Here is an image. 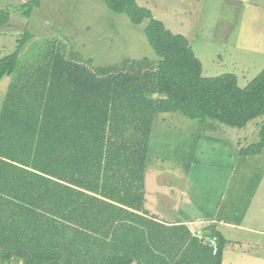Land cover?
<instances>
[{"label":"trees","instance_id":"1","mask_svg":"<svg viewBox=\"0 0 264 264\" xmlns=\"http://www.w3.org/2000/svg\"><path fill=\"white\" fill-rule=\"evenodd\" d=\"M98 1L134 25L148 21L144 35L158 61L89 69L90 61L52 54L18 72L0 112V264H222L225 242L213 226L195 237L147 217L152 126L166 113L235 129L263 118L258 142L239 150L259 154L264 69L243 88L233 74L204 77L188 39L149 9ZM39 6L32 0L21 10L28 17ZM6 20L1 12L0 25ZM18 56L19 49L0 60V80L15 72ZM209 237L218 240L216 255L204 244Z\"/></svg>","mask_w":264,"mask_h":264},{"label":"rangeland","instance_id":"2","mask_svg":"<svg viewBox=\"0 0 264 264\" xmlns=\"http://www.w3.org/2000/svg\"><path fill=\"white\" fill-rule=\"evenodd\" d=\"M29 1L32 0H0V13L7 15L6 22L0 25V60L19 49L15 72L0 80V112L9 86L14 83L18 72L31 66H43L49 62L52 54L74 63L90 61L89 69L141 59L158 61L144 35L148 21L134 25L126 15L111 12L98 0H39L40 6L33 8L30 15L25 17L21 6ZM136 2L149 9L152 16L169 31L188 39L195 57L201 63L202 76L233 74L238 86L243 88L264 69V0ZM25 33L29 38L20 42ZM216 126L213 129V124H208L209 129L213 130L206 136H217L225 144L233 146L232 142L238 137L237 130L223 124ZM204 128L206 126L202 127L197 121L180 114H171L164 121L162 118L157 121L152 128L146 162L145 187L148 197L152 198L157 192L158 195L164 194V199L168 188L178 195L181 189L187 187L189 168L186 161L196 145L197 132L201 135L198 157L200 153L203 157L200 161L208 159L207 155L218 156L220 152L218 148L212 149L210 138H206L202 132ZM251 138L249 145L259 140L257 133ZM212 169L200 166L193 176V191L198 200L211 199L212 187L217 189V176ZM177 175L182 176L181 180H175ZM259 210L264 211V180L251 206L250 222L247 224L255 230L262 228V223L257 220L259 216H253ZM198 226L197 223L191 225L193 233L198 231L195 230ZM245 235L248 237L244 238L241 234V242L249 245L256 242L253 239H260L259 235ZM241 249L250 253L261 250L259 246ZM228 256L236 257L232 250H229Z\"/></svg>","mask_w":264,"mask_h":264},{"label":"crops","instance_id":"3","mask_svg":"<svg viewBox=\"0 0 264 264\" xmlns=\"http://www.w3.org/2000/svg\"><path fill=\"white\" fill-rule=\"evenodd\" d=\"M171 114H158L154 119L152 128L160 118L164 121L165 117ZM262 121L263 118H258L248 123L246 127L242 129H235L238 132L236 133L238 137L236 141L234 140L232 142V144L234 143L233 146L225 144V142L217 136H206V134L211 132L210 130L216 128V124L219 123L207 122L202 125V127L206 126L202 132L206 138H210L212 149L215 150V148H218L220 153H218L216 157L207 155L208 159H201L200 161V158L203 157L201 153L200 158L198 157V145L201 139L199 137H201V135L197 132L196 145L192 148L191 157L186 161V167L189 168V183H187L185 189H181L178 195H175L173 191L168 188L166 192L167 195L165 194L164 199H162V195L164 194L158 195L157 192L154 193L152 198L150 196L148 197L145 187V173L147 167L145 163L143 207L144 210L148 212L147 217L167 227L178 225L185 226L191 235L195 237L199 234L197 232L203 231L206 226L211 225L221 235L225 242L222 250V264H264V218H260L264 211H255L253 215L255 217L259 216L257 220L262 223L261 229L255 230L252 226H247L248 222H250L251 206L264 180V148L257 155L239 156V150L248 146L249 141H251L249 139L251 137L253 138L256 133L258 135V129ZM208 124H213V129H209L210 127H208ZM195 130L196 129H194L193 132H195ZM200 166L213 168L212 171L215 172L217 176L218 186L217 189L212 187L210 194L212 197L211 199L198 200L197 196L194 194L193 186L195 180L193 176L198 173ZM181 177V175H177L175 180H181ZM171 181L173 180L171 179ZM63 184L68 185L65 182ZM72 188L104 200V198L99 195L86 192L74 186H72ZM149 195H151V193ZM193 223L199 225L195 229L198 230L196 233L192 232V230H194L191 228ZM241 234H243L244 238L248 237L245 234L259 235L260 239H253L256 240V242L249 245L248 243L241 242L243 241L241 240ZM245 246H259L261 250L260 252L250 253L241 249ZM237 249L239 251L235 252ZM229 250H232L236 257L228 256Z\"/></svg>","mask_w":264,"mask_h":264},{"label":"built area","instance_id":"4","mask_svg":"<svg viewBox=\"0 0 264 264\" xmlns=\"http://www.w3.org/2000/svg\"><path fill=\"white\" fill-rule=\"evenodd\" d=\"M200 234V232H198ZM204 243L212 249V255L218 252V240L216 237L204 238Z\"/></svg>","mask_w":264,"mask_h":264}]
</instances>
